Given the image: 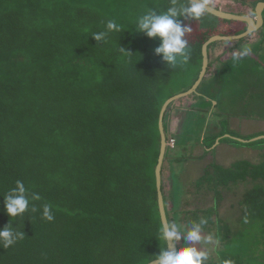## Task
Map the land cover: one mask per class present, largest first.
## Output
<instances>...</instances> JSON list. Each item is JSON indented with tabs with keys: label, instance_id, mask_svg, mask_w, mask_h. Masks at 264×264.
I'll return each mask as SVG.
<instances>
[{
	"label": "trees",
	"instance_id": "obj_1",
	"mask_svg": "<svg viewBox=\"0 0 264 264\" xmlns=\"http://www.w3.org/2000/svg\"><path fill=\"white\" fill-rule=\"evenodd\" d=\"M243 1L253 3L254 11L264 2ZM170 3L0 0V228L11 219L25 234L7 249L0 245V264H148L159 254L162 107L186 91L189 80L195 83L211 37L247 28L208 12L184 21L192 27L185 36L188 59L166 67L154 52L159 41L134 27L147 9L164 10ZM108 20L122 31L99 43L91 35L105 31ZM197 95L202 96L199 88ZM211 138L208 151L219 139ZM171 149L168 145L161 184L169 222L176 220L173 211L185 214L176 209L171 215L168 208L165 162L186 160L173 157ZM17 180L41 199L10 218L2 196ZM198 181L197 191L213 192L214 201L187 218L208 220L204 233L216 241V255L205 264H264V154L258 163L213 165ZM245 182L251 187L238 202L240 218L229 223L219 211L221 191ZM44 204L52 206V221L42 218Z\"/></svg>",
	"mask_w": 264,
	"mask_h": 264
},
{
	"label": "rangeland",
	"instance_id": "obj_2",
	"mask_svg": "<svg viewBox=\"0 0 264 264\" xmlns=\"http://www.w3.org/2000/svg\"><path fill=\"white\" fill-rule=\"evenodd\" d=\"M209 3L212 4L214 7H218L219 9L230 14H238V15L252 14L253 16H255V11L253 10L254 4L253 3L248 4L243 0H209ZM224 29L227 31L228 25H225ZM262 30L263 28L257 31V33L261 32ZM247 40L248 38H244L240 40L221 41L214 43L210 46L211 47L210 54L211 55L214 54V50H215L214 48L218 46H226V44H230L232 49L239 51L238 49H240V45L242 44L244 45ZM250 53L252 54V56H256L254 52L251 51ZM231 63L232 62L227 64V66L231 65ZM197 72L198 71L196 70V73ZM254 74L255 71L249 73L247 77ZM191 76H195V74H192ZM231 76H232V72L229 71L226 77H231ZM193 84L194 82L189 80L188 84L187 83L185 84V87L188 85L189 87L187 90H189ZM208 86L209 85L206 82H203L199 90L209 91ZM246 93L247 92L242 91V96L245 97V95H247ZM188 97L189 96L174 103V107L175 106L182 107L183 109L186 108L187 110H185V112L182 113V111L181 112L177 111L176 113H174L173 107L171 106L166 117V132H167L166 135L170 137V140L174 138L176 142L175 149L177 146L176 150L174 148L171 149L172 150L171 154L173 157H175V155H180L178 154L179 152L184 154L187 159L185 162L176 163V168L173 167L175 161L172 160V162L171 161H169L168 163L165 162L166 168L164 170L165 188L169 198L168 208L171 212V215H172V211L176 209L177 210L179 209L183 212L185 211V214L183 213L180 214L173 211V218L174 219L176 218L177 221L179 220L183 225H189L187 218L192 215L190 213L193 210L200 209L203 207H209L211 204H213L214 202L213 192L206 194L205 189H199V191H197V188L195 187L196 184L199 182L198 180L201 177H203L213 165H220L222 167H232L235 163L241 161L258 163L260 159H262V154H264V143L258 142V140L262 139L260 137H264V121L258 118L259 116H257L256 114L257 111L255 109L252 110L251 106H247L245 108V112L247 114H251L250 116L251 118L248 119L245 118V116L239 117L238 116L239 112L237 111H239L238 109L242 110L241 108H237V107L234 108L230 106L229 102L226 103L228 107H225V104H223L221 101L220 102L218 101L219 106L218 107L216 106V109L218 110V112H221L223 108L225 110V112H223L221 115L222 117L221 127L226 131L224 133V138L221 139L222 144L224 145L220 147H216L219 144L218 141H216V143L212 146L215 147L214 150L212 148L213 151L206 152V154L203 148L200 149V147L196 145H189V147L187 146V149L186 148L185 150L182 149L184 148L182 147V145H184L187 140L185 136L181 138L182 134L178 132L179 131L178 127L180 122L182 121L183 118L184 119L186 118L189 121V124L193 123L194 122V119L192 118L193 114L194 113L197 114L198 111L200 112L204 109V106L203 107L202 106L194 107V105L192 106L193 101L192 99L189 98H193L196 96H192L189 98ZM217 98H219L220 100L221 96L219 95ZM216 103L217 101H213V104ZM253 112L256 115L255 117L252 115ZM230 135L234 136L240 141H245L246 143H239L236 141L228 140L227 137ZM211 137H212L211 134L207 135L206 146L207 144L211 145L214 142V141L211 142L212 139ZM181 140L183 142L180 143ZM226 144H230V146ZM231 145H233L234 147H231ZM173 178H175V180ZM173 180L175 182H173ZM179 180L180 182H178ZM250 187L251 185L248 184V182H245L239 184L238 186L234 185L229 190L223 189V191H221L223 196L219 208L221 217L225 218L229 223H235L236 221H238V218H240V213H241L238 206L239 204L238 202L242 198L244 192ZM189 188L191 190V194L190 191L187 192ZM174 201L175 202L177 201L175 207H174ZM204 234L205 236L209 235L207 233ZM201 247L208 253L207 261H209L211 258H213L216 255L215 253L216 241L214 239L211 242L202 243Z\"/></svg>",
	"mask_w": 264,
	"mask_h": 264
},
{
	"label": "clouds",
	"instance_id": "obj_3",
	"mask_svg": "<svg viewBox=\"0 0 264 264\" xmlns=\"http://www.w3.org/2000/svg\"><path fill=\"white\" fill-rule=\"evenodd\" d=\"M209 0H186V3H177L171 0L170 6L164 10L147 9L135 21V31L142 33L152 40H158L159 46L154 49L157 56L161 57L166 67L175 68L178 64L185 63L188 59V42L185 39L192 27L184 21L200 20L208 11ZM122 28L115 20H108L106 30L93 33L95 41L103 43L112 32H121ZM121 52L131 54L124 47ZM248 49L244 48L239 55L245 56ZM4 211L10 218L23 215L28 211L31 201L41 199L37 193H29L23 181L17 180L15 187L8 190L3 196ZM32 211H37L35 206ZM42 218L47 221L54 219L52 206L42 205ZM208 220L199 218L192 220L189 225L178 221L162 223L159 229V254L149 260L148 264H205L208 253L201 247L202 243L213 240L212 235L205 236L204 230ZM25 234L17 231L10 219L8 224L0 228V245L7 249L22 240ZM183 239V243H180ZM179 245V246H178ZM222 264H232L224 260Z\"/></svg>",
	"mask_w": 264,
	"mask_h": 264
},
{
	"label": "crops",
	"instance_id": "obj_4",
	"mask_svg": "<svg viewBox=\"0 0 264 264\" xmlns=\"http://www.w3.org/2000/svg\"><path fill=\"white\" fill-rule=\"evenodd\" d=\"M247 38L248 40L246 43L240 45V49H238L239 51L232 49L230 44H226V46H218L214 48V54L211 55L209 53L210 65L203 80V82H206L209 85V91H201L202 96L194 93L189 95V97H196H188L193 101L192 106H204V109L200 112L198 111L197 114H193V123L189 124V121L186 118H183L180 122L178 132L182 134L181 138L185 136L187 140L186 143L182 145V147H184L182 149H187V146L189 147V145H196L200 147V149L203 148L205 154L206 152H211L210 150L208 151L205 144L208 134L214 136V139L217 137L219 138L217 140L219 144L217 143L218 145L216 147L224 145L222 144L221 139L226 131L221 127V115L225 110L223 108L221 112H218L216 109V106H219L220 101L225 104V107H228L226 103L229 102L230 106L241 108L242 110L238 109L239 111H237L239 112L238 116H245V118L248 119L251 118V114H247L245 108L251 106L252 110L255 109L257 111L256 114L259 116L258 118L264 121V28L261 32H256ZM244 48H247L249 52L247 55L241 57L239 53ZM251 51L254 52L256 56H252L250 53ZM230 62H232L231 65L227 66ZM229 71L232 72V76L226 77ZM253 71H255V74L247 77L248 74ZM202 84L200 86H202ZM242 91L247 92L245 97L242 96ZM219 95L221 96L220 100L217 98ZM213 101H217V103L213 104ZM174 103H172L174 113L177 111H182L183 113L187 110L182 107H174ZM252 115L254 117L256 116L254 112ZM183 141L181 140L180 143ZM226 145L230 146V144ZM231 147L234 146L231 145ZM178 154L180 155H175L176 158H186L184 154L179 152ZM173 167L176 168V164H174Z\"/></svg>",
	"mask_w": 264,
	"mask_h": 264
},
{
	"label": "water",
	"instance_id": "obj_5",
	"mask_svg": "<svg viewBox=\"0 0 264 264\" xmlns=\"http://www.w3.org/2000/svg\"><path fill=\"white\" fill-rule=\"evenodd\" d=\"M208 13L212 14L215 17L224 20L230 21H238L245 23L247 25L246 30L241 34L230 35V36H223V35H215L211 37L203 46V65L199 77L197 78L196 82L193 86L186 92L180 93L178 95H174L169 98L162 107L160 118H159V128L161 133V154L159 157V162L156 168V178H157V187H158V196H159V207L161 213V219L163 223L169 222L166 213V207L164 202V196L162 191V168L165 160V155L168 149V140L165 131V116L172 105L176 100L181 98L187 97L191 94L197 93L198 88L202 84L210 65V54H209V47L217 42L221 41H231V40H240L247 38L254 34L255 32L259 31L260 29L264 28V2H259L255 7V16L251 15H238V14H230L221 9H218L212 5H208ZM264 138V137H260ZM259 139V138H258ZM155 264V262H153Z\"/></svg>",
	"mask_w": 264,
	"mask_h": 264
},
{
	"label": "built area",
	"instance_id": "obj_6",
	"mask_svg": "<svg viewBox=\"0 0 264 264\" xmlns=\"http://www.w3.org/2000/svg\"><path fill=\"white\" fill-rule=\"evenodd\" d=\"M168 145H169L170 147L174 148V146H175V140L171 139V140L169 141Z\"/></svg>",
	"mask_w": 264,
	"mask_h": 264
}]
</instances>
